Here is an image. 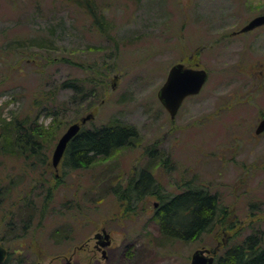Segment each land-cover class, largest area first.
Masks as SVG:
<instances>
[{
  "label": "rangeland",
  "instance_id": "1",
  "mask_svg": "<svg viewBox=\"0 0 264 264\" xmlns=\"http://www.w3.org/2000/svg\"><path fill=\"white\" fill-rule=\"evenodd\" d=\"M97 2L105 32L61 0H0L1 118L29 114L49 126L52 117L33 103L65 79L95 78L102 95L89 109L90 97L72 105L46 128L45 169L12 129L0 135V243L11 264H190L198 248L219 244L223 254L264 232V132L255 131L264 116V25L232 34L264 14V0ZM177 62L209 76L173 119L158 91ZM73 92L62 88L58 98ZM90 112L82 127H134L138 135L87 167L70 170L63 157L54 168L60 136ZM143 171L165 198L188 183L207 187L230 210L225 225L193 239L166 233L155 216L157 194L127 210L115 188ZM48 186L54 199L38 225ZM32 196L40 202L28 206ZM103 228L111 234L105 256L94 238Z\"/></svg>",
  "mask_w": 264,
  "mask_h": 264
},
{
  "label": "trees",
  "instance_id": "2",
  "mask_svg": "<svg viewBox=\"0 0 264 264\" xmlns=\"http://www.w3.org/2000/svg\"><path fill=\"white\" fill-rule=\"evenodd\" d=\"M68 5H75L84 10L92 19L97 29L108 31L110 26L106 17L102 14L97 0H61ZM76 62V61H75ZM74 62V63H75ZM99 81L89 77H74L65 79L51 89L47 90L33 103L37 114L46 111L52 117L49 124L57 123L59 115L69 109L72 105L83 104L89 97L93 100L87 101L86 109L93 106L94 102L102 95L95 92ZM62 88L73 89V95L69 100L58 98L59 90ZM98 93V94H97ZM78 121V120H77ZM76 122V121H75ZM49 126L39 123L31 115L13 117L6 120L0 117V135L5 129H12V137L18 143L30 146V154L35 157L38 169H45L48 160L46 149L48 148L44 134L49 132ZM138 135L136 128L119 125H101L96 127H82L80 132L69 142L65 153V164L71 169H80L91 165L99 155H109L117 148L127 145ZM51 136V138H53ZM27 158V157H26ZM189 185L181 192L167 196L161 194V186L154 180L153 175L143 171L138 177H134L125 188L116 187V193L122 200L127 201V210L133 211L136 203L149 195L157 194L162 199L155 210L162 230L166 233L179 236L184 239L198 238L205 232L215 229L218 224L225 225V220L230 214L216 194H213L205 186ZM40 196V194H39ZM54 199L51 186L45 190L42 203L39 208V223L49 215V209ZM31 197L27 205L38 203ZM234 218V217H233ZM232 220L227 225L233 229L236 225ZM29 228V227H28ZM264 232L256 230L244 237L243 242L234 246H227L223 254H218L214 264H264ZM11 252L8 249L3 264H11Z\"/></svg>",
  "mask_w": 264,
  "mask_h": 264
},
{
  "label": "water",
  "instance_id": "3",
  "mask_svg": "<svg viewBox=\"0 0 264 264\" xmlns=\"http://www.w3.org/2000/svg\"><path fill=\"white\" fill-rule=\"evenodd\" d=\"M261 25H264V14L253 17L241 28V31H249ZM208 76V71L205 68L188 67L183 62H177L171 66L166 80L158 91L159 100L169 112L171 118L174 119L176 117L181 105L188 96L198 94L202 90L208 80ZM93 118L94 113H87L79 121L69 125L60 136L52 155L54 168L58 169L71 139L80 132L87 121ZM255 131L257 134L264 132V116L260 119ZM94 238L97 241L96 246L102 249V254L105 256V247L111 244L110 232L103 228L102 231L95 234ZM217 251L218 246L212 250L198 248L192 254L190 264H214ZM7 252V247L0 243V264L4 263Z\"/></svg>",
  "mask_w": 264,
  "mask_h": 264
},
{
  "label": "flooded vegetation",
  "instance_id": "4",
  "mask_svg": "<svg viewBox=\"0 0 264 264\" xmlns=\"http://www.w3.org/2000/svg\"><path fill=\"white\" fill-rule=\"evenodd\" d=\"M238 32H244V31H241V30H240V31H234V32H232V34L235 35V34H237Z\"/></svg>",
  "mask_w": 264,
  "mask_h": 264
}]
</instances>
